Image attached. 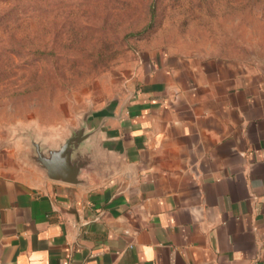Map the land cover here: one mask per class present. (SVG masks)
I'll return each mask as SVG.
<instances>
[{
	"label": "crops",
	"instance_id": "obj_1",
	"mask_svg": "<svg viewBox=\"0 0 264 264\" xmlns=\"http://www.w3.org/2000/svg\"><path fill=\"white\" fill-rule=\"evenodd\" d=\"M93 112L78 185L0 138V264H264V67L156 49Z\"/></svg>",
	"mask_w": 264,
	"mask_h": 264
},
{
	"label": "rangeland",
	"instance_id": "obj_2",
	"mask_svg": "<svg viewBox=\"0 0 264 264\" xmlns=\"http://www.w3.org/2000/svg\"><path fill=\"white\" fill-rule=\"evenodd\" d=\"M160 48L264 67V0H0V138L56 140L126 102Z\"/></svg>",
	"mask_w": 264,
	"mask_h": 264
},
{
	"label": "water",
	"instance_id": "obj_3",
	"mask_svg": "<svg viewBox=\"0 0 264 264\" xmlns=\"http://www.w3.org/2000/svg\"><path fill=\"white\" fill-rule=\"evenodd\" d=\"M94 112L85 114L76 127L56 140L37 138L33 133H21L13 138L21 140L26 147L27 163L42 172L51 181L71 185L81 184L83 170H94L95 157L99 150L91 146L98 128L90 129V120Z\"/></svg>",
	"mask_w": 264,
	"mask_h": 264
}]
</instances>
